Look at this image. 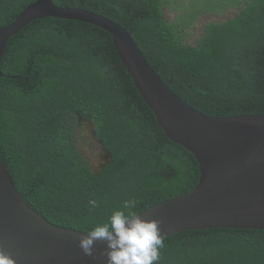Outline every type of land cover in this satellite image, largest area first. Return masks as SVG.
I'll use <instances>...</instances> for the list:
<instances>
[{"label":"trees","instance_id":"1","mask_svg":"<svg viewBox=\"0 0 264 264\" xmlns=\"http://www.w3.org/2000/svg\"><path fill=\"white\" fill-rule=\"evenodd\" d=\"M34 1L0 0V30ZM54 2L125 26L161 78L197 110L264 114V0ZM231 10L223 21L204 23L195 42L188 40L203 15ZM168 11L176 12L174 20ZM1 69L0 159L27 203L51 222L88 232L125 200L135 199L139 214L198 185L197 158L159 126L108 31L38 19L10 40ZM90 122L100 154L111 152L112 163L99 173L82 150L84 139L94 143ZM158 264H264V230L169 235Z\"/></svg>","mask_w":264,"mask_h":264},{"label":"water","instance_id":"2","mask_svg":"<svg viewBox=\"0 0 264 264\" xmlns=\"http://www.w3.org/2000/svg\"><path fill=\"white\" fill-rule=\"evenodd\" d=\"M48 17L108 31L159 126L197 158L200 179L192 191L139 213L160 221L163 238L208 228L264 230V114L221 116L197 110L161 78L125 26L84 8L59 6L54 0L32 2L0 30V77L10 40L32 22ZM90 127L91 138L103 149L93 122ZM110 153L93 162L96 173L112 163ZM86 233L59 226L29 205L0 159V247L16 264H107L103 241L95 243L93 256L84 255L79 240Z\"/></svg>","mask_w":264,"mask_h":264},{"label":"clouds","instance_id":"3","mask_svg":"<svg viewBox=\"0 0 264 264\" xmlns=\"http://www.w3.org/2000/svg\"><path fill=\"white\" fill-rule=\"evenodd\" d=\"M89 204L95 208L97 201ZM135 199L125 200L107 221L97 223L79 240L86 256H93L97 241L106 243L107 264H158L160 249L164 247L160 221L146 218L135 211ZM0 264H16V260L0 247Z\"/></svg>","mask_w":264,"mask_h":264},{"label":"rangeland","instance_id":"4","mask_svg":"<svg viewBox=\"0 0 264 264\" xmlns=\"http://www.w3.org/2000/svg\"><path fill=\"white\" fill-rule=\"evenodd\" d=\"M234 11H230L224 14H205L203 15L197 22H196V26H194L193 28H191L188 31L187 37L188 40L190 42H195L196 39L200 36L201 31L203 29V25L206 22H210V21H223L226 18H228L231 14H233ZM169 18L171 20L175 19L176 16V12H167ZM82 150L83 152L89 157V159L91 161H95L97 162L99 160L100 157V149L98 146H96V144L92 143L90 139H84V141L82 142Z\"/></svg>","mask_w":264,"mask_h":264},{"label":"flooded vegetation","instance_id":"5","mask_svg":"<svg viewBox=\"0 0 264 264\" xmlns=\"http://www.w3.org/2000/svg\"><path fill=\"white\" fill-rule=\"evenodd\" d=\"M80 122H81V127H83L84 125H85V121H84V119L83 118H81L80 119ZM91 123V122H90ZM90 123H89V129H88V132L90 133V131L89 130H91V127H90ZM94 144H95V142H94ZM97 146V145H96ZM100 149V148H99ZM100 159V158H99ZM93 162V161H92ZM97 162H99V160L97 161Z\"/></svg>","mask_w":264,"mask_h":264}]
</instances>
